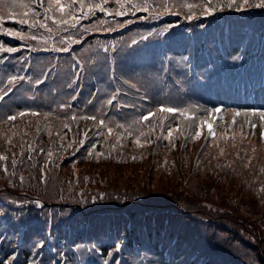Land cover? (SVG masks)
Here are the masks:
<instances>
[{"label": "trees", "instance_id": "16d2710c", "mask_svg": "<svg viewBox=\"0 0 264 264\" xmlns=\"http://www.w3.org/2000/svg\"><path fill=\"white\" fill-rule=\"evenodd\" d=\"M25 2L36 7L39 0ZM227 2L212 0L214 6ZM43 3L38 14L44 22L49 0ZM107 7L115 10L117 0ZM173 11L177 14L125 17L96 11L80 21L79 30L49 20L51 33H36L39 26L28 32L5 17L6 27L51 44L43 50L38 41L0 35V43L20 49L0 53V94L11 91L0 102V155L7 157L0 161V264H264L263 122L252 115L264 110V78L244 88L225 80L233 61L264 75V9L225 6L207 15L198 7L191 21L186 10ZM117 23L125 26L106 30ZM62 38L70 51H53L65 46ZM213 47L220 56L231 50L232 61H216ZM12 76L24 79L9 84ZM116 90L117 100L107 105ZM161 105L188 108L195 117L217 106L241 115L235 124L224 122L226 116L218 120L217 139L205 129L193 141L195 128L186 124L198 120L161 114ZM24 109L40 114L6 120ZM149 111L156 116L141 121ZM73 114L98 119L74 121ZM249 117L255 132L244 130ZM101 119L112 127L111 135ZM176 126L181 131L174 132L173 147L163 136ZM137 137L151 142L139 147ZM45 164L47 179L41 183Z\"/></svg>", "mask_w": 264, "mask_h": 264}, {"label": "snow or ice", "instance_id": "6c2138e0", "mask_svg": "<svg viewBox=\"0 0 264 264\" xmlns=\"http://www.w3.org/2000/svg\"><path fill=\"white\" fill-rule=\"evenodd\" d=\"M109 3V0H100L98 3H88L85 4L84 0H79V6L78 9L76 8L77 5V0H72L71 4H66L63 3L62 0H49V3L47 7L45 8V12L43 14V20L44 22L40 21L39 14H38V8L39 7H44L43 0H39L38 5L36 7L31 6L29 3H26L25 0H0V13H4L0 15V35L7 36L11 39H18L20 41H25V40H32V41H38L42 43L45 47L43 50H48L47 47V40L43 39V37L36 35L35 33H30L26 34L24 31H19V30H14L13 28L6 27L5 26V17L7 16L8 19H10L14 24H19L22 26H27L28 29H33L37 26H39L41 29L47 30L49 33L52 32V28L49 26L47 21H51V24L57 25L59 27H68V28H75L79 30V25L80 21L82 19L87 18L89 15H92L96 11H99L105 16H115V17H125L128 15L135 16L137 13H146L148 15H162L164 13L167 14H177L176 12L173 11V8H182L186 10V18L191 21L195 18V9L196 8H202L203 12L207 15H213L216 11V8L219 7L221 10L226 6L229 9H231L233 6L237 10H242L244 7H256L260 9H264V0H261L260 3H257L255 5H250L249 0H242V2L238 3L237 0H228L227 4H217L213 5L212 0H203L202 4H197L192 0H184L183 3L180 4H170L167 2V0H164V2L160 3L159 5H156L154 3H150L149 0H117V7L115 10L110 9L107 7ZM159 8L162 11L156 12L155 10ZM22 10V11H17V10ZM86 9V11H85ZM77 11L79 12V15H77ZM48 13H52V15H48ZM57 13L59 14V18H57ZM71 21V23H70ZM132 21L129 20L127 23H131ZM124 23H117L115 26H109L106 30L112 31L114 30L115 27H124ZM102 27V26H101ZM102 30H104L102 28ZM85 31H88V29H85ZM72 38L69 37V40ZM141 39L147 40L148 37L144 36L141 37ZM79 43V39L77 38L76 41ZM62 43H64L65 46L62 47H53V51H58V52H68L70 51V48L67 46L66 42L63 41L62 38ZM136 41H133V44H135ZM114 47V46H113ZM20 49L17 47L13 46H8L6 43H0V53H6V54H14L18 52ZM32 50V49H29ZM105 52L108 51L107 48L103 49ZM16 79L23 80L24 77H16L12 76L9 78L8 83L12 84L15 82ZM127 82V81H126ZM37 84L44 83V80L38 79L36 81ZM68 87L71 88L72 84L69 83ZM130 87H135V85H130ZM119 94V90H116L115 94L111 95L110 98L106 100V104L111 106L114 104V102L117 100ZM8 95V92H3L0 94V102H2L5 98V96ZM89 103H92L91 100H89ZM63 107H67V105H64ZM159 113L161 114H171L173 117L176 115H179L184 121H194L198 120V122L194 124H186V127L191 129L192 127L195 128V132L193 135H191V139L193 141L198 140L201 138L204 130H207L208 137L215 140L217 139V130H216V124L218 120H222V117L219 115L222 111L221 108L218 107H213L211 109H205V116L204 117H195L194 114L190 111L188 108H179V107H168L161 105L158 109ZM40 113L32 110V109H24L19 111L16 114H10L6 117L7 121H15L17 119V116L19 117H25L27 115L31 116H37ZM245 116L248 115L247 112L244 113ZM47 113H45V118H47ZM241 112L240 111H235L234 116H233V121L232 123L235 124V117L240 116ZM253 116H259L261 121H264V110H261L259 112L253 111L252 112ZM156 116V112L149 111L148 113L142 115L140 117L141 121L145 122H150L151 119H153ZM72 120H92V121H97V116L95 115H80L77 116L73 114L71 116ZM99 124L101 128L107 127V132L109 135L112 134L113 129L111 126H108L106 124V121L101 119L99 120ZM160 125L161 127L164 126V118L163 116L160 119ZM67 127V125H65ZM117 128H124L125 125L123 124H117ZM251 127L253 129L256 128V124L254 122H251ZM180 128L178 126L176 127H169L167 131V135L163 136V139L169 140V143L172 144V138L174 135V132H180ZM141 136L144 135L143 132L140 133ZM87 136V133H85V137ZM225 139L229 138L226 134L224 136ZM120 137H117V142H119ZM159 139V138H158ZM261 139H264V132L261 133ZM84 140H80V145L82 146L84 144ZM151 141H145L142 142L139 137H137L134 140V143L137 144L139 147H143L144 143H150ZM9 143L11 141L9 140ZM174 147L175 145L172 144ZM70 147V145H69ZM31 151V149H29ZM47 155L51 157L53 154L51 152H48ZM88 155H92V149H89ZM97 157L104 155L103 153H97ZM221 155H223V149H221ZM31 158V157H29ZM135 159V157H133ZM7 160L6 156L0 155V161H5ZM48 163H51V160L48 161ZM47 164L43 168H41V183L46 182V175H45V170L47 169ZM13 167H15V161H13ZM7 169L5 168V172ZM21 183H23L24 178H20ZM24 223L21 222L20 227H24ZM40 247H43L41 244ZM121 248V244L117 243L115 244V250L119 251ZM15 259V258H13Z\"/></svg>", "mask_w": 264, "mask_h": 264}, {"label": "rangeland", "instance_id": "374dc122", "mask_svg": "<svg viewBox=\"0 0 264 264\" xmlns=\"http://www.w3.org/2000/svg\"><path fill=\"white\" fill-rule=\"evenodd\" d=\"M214 49H216L215 47H213ZM215 56L216 57H218L217 58V60L216 61H222V62H228V61H232V57H230L229 55H230V53H231V50L230 51H226V53H225V55L224 56H220V53L217 51V49L215 50ZM202 55L203 56H205L206 54L205 53H202ZM202 57V56H201ZM215 59V58H214ZM241 62H239V61H233V64L234 65H238V64H240ZM221 117H222V119H223V117L224 116H226V119L224 120V122H227V120L228 119H230V120H232L233 121V115H234V113H233V115L232 114H229V113H226V112H224L223 110L221 111V113L219 114ZM248 116V115H247ZM246 118V117H245ZM250 119H251V122H252V120H254L253 118L254 117H249ZM263 123H262V126H261V128H262V131H261V133L262 132H264V121H262ZM254 123H255V120H254ZM243 127H244V130L246 131H249V132H255L256 131V128L255 129H253L252 127H251V125H250V123L249 122H245V123H243ZM251 127V128H250ZM239 132H240V128H239ZM264 140V139H263Z\"/></svg>", "mask_w": 264, "mask_h": 264}]
</instances>
